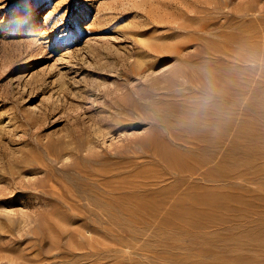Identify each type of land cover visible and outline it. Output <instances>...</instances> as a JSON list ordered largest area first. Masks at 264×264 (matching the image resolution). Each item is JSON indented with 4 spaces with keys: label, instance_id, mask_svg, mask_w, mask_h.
Wrapping results in <instances>:
<instances>
[{
    "label": "rangeland",
    "instance_id": "rangeland-1",
    "mask_svg": "<svg viewBox=\"0 0 264 264\" xmlns=\"http://www.w3.org/2000/svg\"><path fill=\"white\" fill-rule=\"evenodd\" d=\"M93 151L176 175L109 221ZM0 264H264V0H0Z\"/></svg>",
    "mask_w": 264,
    "mask_h": 264
},
{
    "label": "bare ground",
    "instance_id": "bare-ground-1",
    "mask_svg": "<svg viewBox=\"0 0 264 264\" xmlns=\"http://www.w3.org/2000/svg\"><path fill=\"white\" fill-rule=\"evenodd\" d=\"M251 10L252 9H248L247 13L251 14V12H252ZM195 23H197V22L195 21ZM188 28L190 30H192L193 32H189L190 30H188ZM206 28L207 27L205 25H203L201 27H195V24L192 23L191 25H187V24L179 25V28L177 27V30L179 31V33H183L181 31H184V32H186L188 34L190 33V34L194 35L196 31H203L204 32L206 30ZM183 44H184V42H179V43L176 44V46H170V48H175L176 51H180L181 52V49L183 48ZM153 51H155V50H153ZM176 54H178V53H176ZM118 108H119V106H118ZM114 115L115 114H112L110 118H113ZM106 120L107 119H104V121H106ZM205 123H207V122H205ZM102 124L103 123L100 120L99 122H97L95 128L92 127V129H91V126H89L90 128H88V130H87V131H89L88 132V138H87V141H88L87 144H88V147L90 148V150L92 148H93V150L95 149V145L97 144V141H98V139L100 137L105 136L106 134L110 133V132L105 133V131L102 128ZM207 126L208 125H206L205 127H207ZM109 129H110V127H109ZM192 130H193V136L196 137L197 135H200L199 131H195V129H192ZM154 134H156V133H154ZM150 135H149L148 138L144 139L145 141H143L144 145L146 146V148H149V149H147L146 154L150 153V156H151V153H152V155H154V156H160L162 154V150L161 149H163L162 144L158 141L159 138L157 140L155 138V136L152 137ZM173 140H175V142H176V137L175 136L173 137ZM91 152H92V150H91ZM93 153H94V151H93ZM99 154H100L99 152L98 153H94V155L97 156V157L92 158L93 159V163L91 165L85 164L84 165V169L81 168L80 163L75 165V167L79 170V172L82 175V177L87 178L89 180V182H87V183H90V181H91V185H92V183H94V184L99 185L98 187H102L101 191H100L101 193L100 192H98V193L101 194L103 199L95 198L94 196H92V194L91 195L87 194L88 196H86L85 199H87V201L90 202V204H92L94 207H97L100 210L104 211L106 213V217H107V219L109 221L114 216V213L112 212V209L117 207L119 211H123V206L121 207V204H123V202L114 200L113 199L114 196L117 195V194H124V193L128 194L127 191H125L127 189L121 188V187H116L117 186L116 184L119 185V184H121V182L124 183L126 180H131L132 178H135V180H139V182H137L138 186L135 185L134 189L140 190L139 193L146 194V193L149 192V190L151 188L153 189L155 186H159L161 182H164L166 180V175H169V174L172 175V176L176 175V168L174 170H172L171 172H167V173L164 172V174H159V175H156V176L143 175V172L142 173H139V171L138 172H134V170L130 169L133 164L123 163L121 161L116 163V164H114V165H110V166H106V167H101V168L100 167H96L95 164H100ZM166 157H167V155H166ZM138 162L135 163V165L138 164ZM45 168H46L47 171L49 170L48 165H46ZM49 171H50V173L47 174L45 181L43 180L44 183H45L44 186L49 187V191L53 195H56V196H59V197L65 198V199L68 198L67 197L68 195H70L71 196V198H70L71 200H77L78 201V205H75V206H79L80 205L79 201L81 202V200H79V198H80L79 196L80 195L77 194L78 190H76V189L74 190V185L70 184L71 181L69 180V178L63 179V180L58 178L56 176V169L55 168H53L52 171L51 170H49ZM66 182L69 184V186H65ZM59 184H61L65 188V190H63L62 187H58ZM85 184L83 183V185H85ZM84 189L86 191H84L82 189L83 192H85V193L89 192V191H87L89 189L88 187L84 188ZM94 190H96V189H94ZM79 192H81V191L79 190ZM93 195H95V194H93ZM126 198H128V197H126ZM169 201L170 202H175V196H169ZM81 206H83V205H81ZM119 214L116 215V218H120Z\"/></svg>",
    "mask_w": 264,
    "mask_h": 264
}]
</instances>
